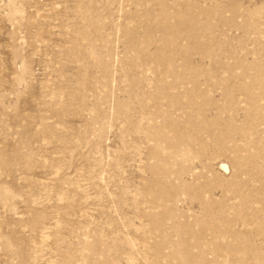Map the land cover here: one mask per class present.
Instances as JSON below:
<instances>
[{
    "label": "rangeland",
    "instance_id": "rangeland-1",
    "mask_svg": "<svg viewBox=\"0 0 264 264\" xmlns=\"http://www.w3.org/2000/svg\"><path fill=\"white\" fill-rule=\"evenodd\" d=\"M0 264H264V0H0Z\"/></svg>",
    "mask_w": 264,
    "mask_h": 264
}]
</instances>
